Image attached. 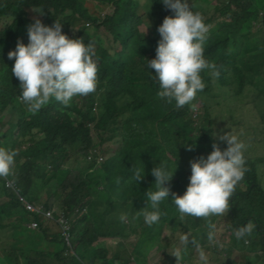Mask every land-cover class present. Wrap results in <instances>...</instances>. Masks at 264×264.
I'll use <instances>...</instances> for the list:
<instances>
[{"label":"trees","instance_id":"obj_1","mask_svg":"<svg viewBox=\"0 0 264 264\" xmlns=\"http://www.w3.org/2000/svg\"><path fill=\"white\" fill-rule=\"evenodd\" d=\"M134 1L0 0V112L8 106L17 114L15 121L6 125L0 119V148L15 151L6 176L13 183L10 190L0 177V197L7 199L0 204V264H18L16 259L21 258L22 264H117L119 256L114 253L107 258L101 241L127 237L136 229L139 239L129 254L134 264H146L147 252L163 240L161 235L166 229L171 234L191 232L183 246L186 249L182 253L187 256L196 243L206 246L207 228L202 225L211 230L221 219H226L229 229L235 232L250 224L253 230L247 248L259 246L264 251V187L260 185L264 170L259 167H264V157L259 154L251 160L243 152L246 171L235 185L224 216L198 218L181 214L167 198L160 202L162 214L153 225H146L139 213L145 206V192L156 188L151 168L161 164H166L169 171L175 168L167 186L170 194L180 195L188 183L189 162L206 157L213 143L221 149L226 146L217 137L210 99L218 91L225 96L222 102L237 101L246 87L253 89L254 81L261 83L254 76L261 67L264 80V45L255 43L256 39L264 43V0H217L218 5L209 10L192 7L207 27L205 59L220 73L212 77L208 69L201 70L205 87L196 96L201 102L202 117L198 114L195 120L188 104L178 108L174 100L157 95L154 70L145 67L146 61L155 56L159 34L142 36L139 27L144 12L148 9L146 18L156 31L162 19L172 16L173 11L160 0H139L142 5L138 10ZM199 1L195 3L200 5ZM33 19L49 26L55 20L61 23L63 34L90 45L91 58L97 64L93 92L75 95L67 105L50 99L38 112L28 110L19 96V82L11 73L13 61L6 53L14 49L18 39L27 43L25 28ZM257 49L253 64L250 53ZM257 93L256 97L264 98V86L258 87ZM254 111L257 116L258 111ZM116 136L121 139V147L102 162H97L93 154L94 160L75 174L69 168L61 171L56 164L57 160L69 161L68 154L80 145H84L81 151L89 153L116 141ZM189 145L191 150H186ZM257 149L249 146L254 153H258ZM45 160L55 161L51 175L58 188L42 199L48 181H42ZM135 169L144 173L139 181L134 179ZM68 175L75 181L68 183ZM19 197L34 210L29 212ZM46 212L51 213V218L45 216ZM61 213L71 220L70 247L58 225L50 220ZM32 222L38 226L35 231L26 228ZM216 248L217 244L212 249Z\"/></svg>","mask_w":264,"mask_h":264},{"label":"clouds","instance_id":"obj_2","mask_svg":"<svg viewBox=\"0 0 264 264\" xmlns=\"http://www.w3.org/2000/svg\"><path fill=\"white\" fill-rule=\"evenodd\" d=\"M160 3L174 14L166 15L157 26L159 40L155 56L146 61L145 67L154 70L159 97L174 100L178 108L186 104L191 106L197 92L205 87L200 76L201 70L208 69L212 77L220 74L217 66L205 59L203 42L207 27L201 14L190 6L189 0H160ZM61 28V23L55 20L49 26L40 19H33L26 26L27 43L18 39L14 49L6 53L7 58L13 61L11 73L19 82V96L32 113L38 112L50 99L67 105L73 96L87 95L96 88L97 64L91 58L90 45L81 38H69L62 33ZM148 73L152 76V73ZM4 109L0 112L2 124ZM8 111L11 113L9 121H12L14 114L17 117L16 112ZM219 139L226 145L223 149L213 143L212 150L206 157L201 156L189 162L188 183L180 195L175 192L170 194L167 186L175 168L169 171L166 164H161L150 169L156 188L145 192V206L139 210L146 225L151 226L159 220L162 214L159 204L166 198L171 200L181 214L198 218L210 214L224 215L235 185L246 171L243 156L245 144L238 135L231 134V131L224 133ZM186 150H191V146H186ZM14 156V150L0 148V177L4 187L9 190L13 183L6 176L10 173ZM143 174L140 169H135V181L142 179ZM116 182H119V177ZM61 217L68 223L67 240L59 223ZM47 218H51V213ZM123 219L121 216V220ZM50 220L58 225L63 240L70 247L71 220L63 213ZM37 228L36 224L35 229ZM252 230V226L248 224L231 232L234 236L230 242L242 257H245V250L249 252V258L239 260L238 264H251V260L258 255H261L258 264H264L261 247L247 248ZM209 238L211 239V235ZM181 239L184 240L183 237ZM172 255L178 261L181 251L177 249Z\"/></svg>","mask_w":264,"mask_h":264},{"label":"rangeland","instance_id":"obj_3","mask_svg":"<svg viewBox=\"0 0 264 264\" xmlns=\"http://www.w3.org/2000/svg\"><path fill=\"white\" fill-rule=\"evenodd\" d=\"M135 4L138 5V10L141 8L142 5L139 0L134 1ZM200 5L195 3V0H189V4L191 7L195 8H204L202 10H209L214 5H218L217 0H200ZM146 9V8H145ZM148 9L144 12L143 17V24L140 25V33L144 37H156L158 33L151 27V21L149 22L146 18ZM143 14V12H140ZM139 14V15H140ZM207 17L210 16V13H205ZM149 17V16H148ZM26 30V28H25ZM102 37V35H100ZM259 47L263 46V40L258 41L256 39L255 42ZM103 47L106 46L102 37V44ZM259 49L250 53L251 61L253 64L257 61V53ZM255 79L261 80V83L258 84L255 81L253 82V89L250 87H246L245 92L241 93L240 98L231 103L222 102L224 100V95L222 92L220 94L218 91L213 92V97L210 99V104L212 105V118L215 126V131L217 133V137L219 138L224 133L231 131V134H236L238 137L243 140L245 144V148L243 152L247 155L248 158L251 160H255L256 157L253 155L259 154L260 156L264 157V98L256 97L258 87L264 86L263 80V67L259 68L256 73H254ZM255 90L256 93H251V91ZM264 96V95H263ZM218 103V104H215ZM16 104V102H15ZM191 109H192V118L196 119V116L199 114V117H202L201 111V102L197 96H195L194 100L191 102ZM255 110L258 111L256 116ZM10 114L8 111V106L5 107L3 113V123L5 124L10 120ZM194 115V117H193ZM16 119V115L14 114L12 117V121L14 122ZM77 119L75 123V127L77 125ZM6 125V124H5ZM74 127V124H73ZM5 130V128H4ZM90 137L94 139V134L91 133ZM117 140L114 142H108L103 144L101 147H97V149H93L89 153H84L80 149L83 148L84 145H80L78 149L74 150L73 152L68 154L66 158L69 161H65L64 159L57 160L56 164L59 165L61 171L64 172V169L69 168L72 171V174H75L77 171L82 170V168H86L93 159L92 155H96V161L102 162L109 156H111L114 152H116L122 145L121 139L119 140V136H116ZM223 142V141H222ZM249 146H254L256 149L257 147L263 146L261 149L258 148V153H254L249 151ZM24 146H22V149ZM26 159V158H24ZM55 161L45 160L42 161L44 166L43 175L45 176L42 181L44 182L45 179L48 178L47 183L45 184L44 188L47 189L44 193L42 192L41 198H47L46 194H53L57 188L58 183L51 175L52 166L51 164ZM190 164V163H189ZM261 170H264L262 164H259ZM46 168V171H45ZM264 172V171H263ZM59 175V174H58ZM62 176L61 173L59 175ZM260 185L264 187V173L261 175ZM75 178L72 175H68L67 181L74 182ZM16 195V194H14ZM17 196V195H16ZM7 199L3 196L0 197V204L6 203ZM227 213H224V215ZM221 215V216H224ZM123 222L126 223V220L123 219ZM8 224V223H7ZM190 225V224H189ZM10 227H8L9 229ZM27 230H33L29 225L26 227ZM200 228V227H199ZM202 228L206 229V234L208 235V240L205 241V245H197L196 247L189 249L187 256L188 259L186 260V254L182 253L184 244H186L190 238L191 232L184 233L181 231L175 232L171 234V232L166 229L161 238L163 239L159 244L152 246L146 255V264H198L204 263L209 264H238V261L243 258H249V252L244 251L245 257H242L241 253L234 247V245L230 242L232 236H234L231 232L234 230L229 229V225L226 219H221L216 222L212 229H208L206 225H202ZM136 232H129L127 237H112L106 240H102V244L107 249L106 257L111 258L113 257L114 253L119 256L117 261L118 263H122L123 261H127V264H134L132 261V257H129V254L132 253L133 248L136 242L139 239V230L136 229ZM211 235V239L209 238ZM173 236V237H172ZM184 238L182 240L181 238ZM20 239H23L21 236ZM168 239V240H167ZM187 241V242H185ZM215 244L218 245V248L213 250V246ZM179 249L181 251V256L178 261L172 255L175 250ZM163 250L166 254H163ZM264 252V251H262ZM261 255H258L256 258L251 260V264H258V260L260 259ZM16 258V257H15ZM163 259V261H161ZM18 264H22L23 259H16ZM214 262V263H213Z\"/></svg>","mask_w":264,"mask_h":264},{"label":"built area","instance_id":"obj_4","mask_svg":"<svg viewBox=\"0 0 264 264\" xmlns=\"http://www.w3.org/2000/svg\"><path fill=\"white\" fill-rule=\"evenodd\" d=\"M9 186H11V185H9ZM20 199V201L22 202V204H23V206L28 210V211H33L34 210V208L31 206V205H29V204H27L26 202H24L21 198H19ZM46 216L47 217H50V213H46ZM59 223H60V225H61V228H62V231H63V235H64V238H65V240H67V230H68V223H67V220H65L63 217H61L60 219H59ZM29 227H31L32 229H35L36 228V223H34V222H32V223H30L29 224Z\"/></svg>","mask_w":264,"mask_h":264}]
</instances>
